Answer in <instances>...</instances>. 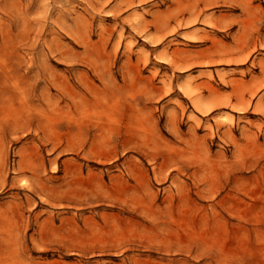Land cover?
Listing matches in <instances>:
<instances>
[{"label":"rangeland","instance_id":"374dc122","mask_svg":"<svg viewBox=\"0 0 264 264\" xmlns=\"http://www.w3.org/2000/svg\"><path fill=\"white\" fill-rule=\"evenodd\" d=\"M0 264H264V0H0Z\"/></svg>","mask_w":264,"mask_h":264},{"label":"bare ground","instance_id":"6f19581e","mask_svg":"<svg viewBox=\"0 0 264 264\" xmlns=\"http://www.w3.org/2000/svg\"><path fill=\"white\" fill-rule=\"evenodd\" d=\"M177 32V31H176ZM247 59L246 58H242V59H238L237 61L239 62H245ZM195 106L201 110L202 112H208L210 110V108H204L201 107L199 103H195ZM242 108H238V110H241ZM55 198H59V199H68V200H73L79 203H83V201H85V199H92V200H100V199H105L108 196H54ZM82 205V204H80ZM119 206L121 207V209L125 210L129 207H132L134 209H145L148 210V207L137 204V203H131L129 204L128 202H123V203H119Z\"/></svg>","mask_w":264,"mask_h":264}]
</instances>
